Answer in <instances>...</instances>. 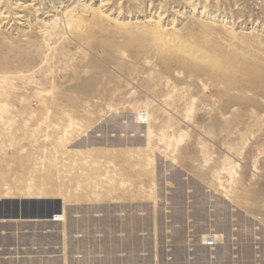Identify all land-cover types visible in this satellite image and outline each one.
Wrapping results in <instances>:
<instances>
[{
	"label": "rangeland",
	"instance_id": "obj_1",
	"mask_svg": "<svg viewBox=\"0 0 264 264\" xmlns=\"http://www.w3.org/2000/svg\"><path fill=\"white\" fill-rule=\"evenodd\" d=\"M74 1L0 0V264H264V0Z\"/></svg>",
	"mask_w": 264,
	"mask_h": 264
},
{
	"label": "bare ground",
	"instance_id": "obj_2",
	"mask_svg": "<svg viewBox=\"0 0 264 264\" xmlns=\"http://www.w3.org/2000/svg\"><path fill=\"white\" fill-rule=\"evenodd\" d=\"M71 7L70 8H68V9H66L64 12H60V13H57V15H54V16H52L53 18H50L48 21H47V23H46V25H48V27H53L56 23H61L62 24V26L64 27V28H66V29H70L76 22H75V15H76V13L78 12V13H81V12H84V14L85 13H87V12H89L88 10H87V8H86V5L85 4H83V3H81V2H79V1H74V0H72V2H71ZM102 5H104V4H102ZM66 8V7H65ZM58 9V8H57ZM55 10V9H54ZM37 11H38V9H37ZM63 11V10H62ZM53 12V11H52ZM56 13V12H55ZM51 15V14H50ZM20 16V15H19ZM22 16V15H21ZM24 17V16H23ZM150 21V20H149ZM141 24V23H140ZM76 25V24H75ZM146 25V24H145ZM150 25H151V23H150ZM161 26V25H160ZM159 25L157 26L156 25V27L154 28L155 29V31H156V33L159 35V37H160V39L162 40V41H164V42H166L167 44H169V45H172V46H174L175 48H177V49H180V50H182L183 52H185V53H187V54H190V55H193V50L189 47V46H187V45H185L184 43H182V42H180L179 40H176V39H174V38H172V37H169V35L168 34H166L165 33V31H164V28L161 30V27H160ZM153 27H154V25H153ZM73 28V27H72ZM170 29V28H169ZM168 31V30H167ZM186 54V55H187ZM189 56V55H188ZM145 116V117H144ZM151 116H152V114L149 112V111H147L145 114H143V115H141L140 114V117H143V118H141L140 119V117H139V119H138V122L141 124V123H143V124H145V122L146 123H149V120H150V118H151ZM152 119V118H151ZM153 130V129H152ZM153 132V131H152ZM151 130L150 129H148V131H147V135L148 136H150L151 135ZM151 137V136H150ZM15 216H17V217H15V218H23V216L21 217L20 215H18V213L15 215ZM31 216H33V215H31ZM54 216L57 218V219H64V213L63 214H60V213H55L54 214ZM11 217H13V216H11ZM11 217H8L9 219H13V218H11ZM0 218H2V217H0ZM25 218V217H24ZM27 218V217H26ZM39 218H41V217H39ZM6 220V219H5ZM15 220H19V219H15Z\"/></svg>",
	"mask_w": 264,
	"mask_h": 264
},
{
	"label": "crops",
	"instance_id": "obj_3",
	"mask_svg": "<svg viewBox=\"0 0 264 264\" xmlns=\"http://www.w3.org/2000/svg\"><path fill=\"white\" fill-rule=\"evenodd\" d=\"M51 217H53L54 220L51 218V221H47V223H50V224H58L59 221L64 220V219H57V218H55L54 214ZM8 221L9 220H7L6 222H8ZM19 222H21V221H19ZM27 222H31V223H34V224H38V222H41V221H39L38 218H35V219H29Z\"/></svg>",
	"mask_w": 264,
	"mask_h": 264
},
{
	"label": "water",
	"instance_id": "obj_4",
	"mask_svg": "<svg viewBox=\"0 0 264 264\" xmlns=\"http://www.w3.org/2000/svg\"><path fill=\"white\" fill-rule=\"evenodd\" d=\"M59 209H60V210L62 209L61 204H59ZM60 210H59V212H61ZM50 216H52V215H50Z\"/></svg>",
	"mask_w": 264,
	"mask_h": 264
}]
</instances>
